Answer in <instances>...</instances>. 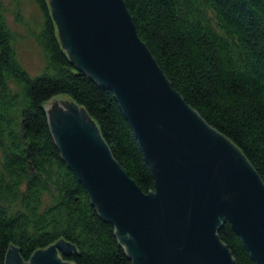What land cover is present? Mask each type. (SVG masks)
<instances>
[{
  "label": "trees",
  "instance_id": "trees-1",
  "mask_svg": "<svg viewBox=\"0 0 264 264\" xmlns=\"http://www.w3.org/2000/svg\"><path fill=\"white\" fill-rule=\"evenodd\" d=\"M140 38L173 88L231 140L264 182V0H124ZM35 39L46 59L31 76L0 6V264L12 247L28 262L64 241L73 264H133L64 161L47 104L66 97L83 107L127 174L145 192L154 179L114 94L71 60L49 0H35ZM237 264H256L229 222L218 231Z\"/></svg>",
  "mask_w": 264,
  "mask_h": 264
},
{
  "label": "water",
  "instance_id": "water-1",
  "mask_svg": "<svg viewBox=\"0 0 264 264\" xmlns=\"http://www.w3.org/2000/svg\"><path fill=\"white\" fill-rule=\"evenodd\" d=\"M71 60L110 90L154 179L145 193L122 168L85 108L47 104L61 155L99 214L116 228L133 264H237L218 235L225 222L264 264V182L240 149L173 88L140 38L124 0H49ZM59 241L25 262L73 264Z\"/></svg>",
  "mask_w": 264,
  "mask_h": 264
},
{
  "label": "rangeland",
  "instance_id": "rangeland-1",
  "mask_svg": "<svg viewBox=\"0 0 264 264\" xmlns=\"http://www.w3.org/2000/svg\"><path fill=\"white\" fill-rule=\"evenodd\" d=\"M0 6L15 34L21 65L33 77L41 74L47 62L34 36L42 24V14L35 0H0Z\"/></svg>",
  "mask_w": 264,
  "mask_h": 264
}]
</instances>
